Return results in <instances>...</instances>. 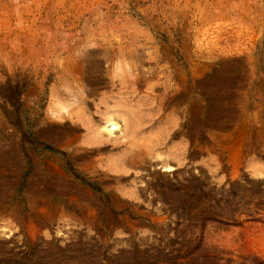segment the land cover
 I'll return each instance as SVG.
<instances>
[{"label":"rangeland","instance_id":"rangeland-1","mask_svg":"<svg viewBox=\"0 0 264 264\" xmlns=\"http://www.w3.org/2000/svg\"><path fill=\"white\" fill-rule=\"evenodd\" d=\"M0 264H264V0H0Z\"/></svg>","mask_w":264,"mask_h":264},{"label":"bare ground","instance_id":"bare-ground-1","mask_svg":"<svg viewBox=\"0 0 264 264\" xmlns=\"http://www.w3.org/2000/svg\"><path fill=\"white\" fill-rule=\"evenodd\" d=\"M119 124L110 116H108L103 123H101L97 128H96V133L97 134H105V135H110L112 133H115L116 128H120ZM95 133V134H96ZM99 136V135H98ZM165 168H169L168 164H165Z\"/></svg>","mask_w":264,"mask_h":264}]
</instances>
